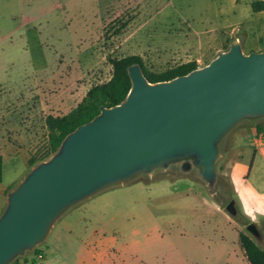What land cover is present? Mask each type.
<instances>
[{"label": "rangeland", "instance_id": "1", "mask_svg": "<svg viewBox=\"0 0 264 264\" xmlns=\"http://www.w3.org/2000/svg\"><path fill=\"white\" fill-rule=\"evenodd\" d=\"M54 1L0 0V152L10 151V143L24 151L5 165V181L13 179L5 198L32 168L26 154L36 157L47 147V115L70 112L93 85L108 81L109 59L140 56L149 72L159 73L192 60L202 67L235 39L245 54L264 48V11L250 8L260 0H58V7ZM114 20L119 32L106 35ZM41 93L46 109L39 112ZM26 98L24 112L33 107L38 113L30 123L21 117L28 127L20 140L11 114ZM260 122L239 123L219 144L215 194L195 171H159L74 206L34 248L37 253L26 252L11 264H98L85 253L97 238L120 255L116 264L224 262L237 255L240 233L263 248L264 220L252 210L264 211V185L258 197L247 195L253 209L243 208L236 187L240 180H264L263 162L253 161L264 145L254 144L258 133L250 132ZM231 199L235 217L224 209ZM249 223L259 238L246 231Z\"/></svg>", "mask_w": 264, "mask_h": 264}, {"label": "water", "instance_id": "2", "mask_svg": "<svg viewBox=\"0 0 264 264\" xmlns=\"http://www.w3.org/2000/svg\"><path fill=\"white\" fill-rule=\"evenodd\" d=\"M125 98L77 126L45 161L6 194L0 213V264L42 244L71 208L108 189L171 167L196 176L215 194L219 144L243 121L264 118V49L244 53L230 42L208 64L151 83L139 64L127 68ZM237 215L235 200L224 207ZM246 231L259 238L254 223Z\"/></svg>", "mask_w": 264, "mask_h": 264}, {"label": "trees", "instance_id": "3", "mask_svg": "<svg viewBox=\"0 0 264 264\" xmlns=\"http://www.w3.org/2000/svg\"><path fill=\"white\" fill-rule=\"evenodd\" d=\"M250 8L253 12L264 11V0L252 2ZM116 22L117 20H114L112 24L106 26L104 30L106 35H108L107 33L109 31H113V35L119 32V30H116L117 28L115 29L113 27ZM122 27L123 25H121ZM109 62L112 66V73L108 81L93 85L77 106L67 114L56 117L49 115L45 118L47 147L38 156L29 157L27 161L29 167H33L39 162L47 160L57 150L61 141L68 133L98 115L102 106L111 107L125 98L131 85L127 74L128 66L139 64L143 74L151 83L171 80L174 77L185 75L198 67L197 63L192 60L166 69L163 72L153 73L146 69L140 56L133 55L123 58H111ZM263 130L264 128H256L257 133H261ZM238 241L249 264H264V247H259L250 236L244 233L238 235ZM33 252L37 253V250L34 249ZM38 255H41V253Z\"/></svg>", "mask_w": 264, "mask_h": 264}, {"label": "crops", "instance_id": "4", "mask_svg": "<svg viewBox=\"0 0 264 264\" xmlns=\"http://www.w3.org/2000/svg\"><path fill=\"white\" fill-rule=\"evenodd\" d=\"M53 5L58 7L61 4L58 2V0H55ZM21 19H22V21H24L25 17L21 16ZM250 51H261V50L252 49ZM41 94H42L43 97L40 98L41 97L40 96L38 98V100L36 101L37 104H38V107H39V110H38L39 112L40 111H44L46 109L45 108L46 105H45V102H44V100H45L44 94L45 93H41ZM30 99L31 98L23 99L19 103V106L16 107V109H14L12 111V114H11V119H12L11 121H12L13 126H14V133L13 134L15 135V137L19 138L20 140H24V137L27 134L26 133V129L28 127L27 123L28 122L30 123L32 118L36 117V113H38V112H36L37 110L35 108H33V107H31V110L29 108H27L28 111L24 112L25 108H23V107L29 105ZM41 100H43V103H44L43 106H42ZM21 114H23L24 116H21ZM58 116H63V115H58ZM21 117H24L23 120L27 121L26 124H21L22 123L21 122ZM54 117H56V115ZM258 127L264 128V118L261 119V122L257 126H253L250 129V132L254 133V130H256V128H258ZM45 133H46L45 138H47L46 126H45ZM34 134L35 133L32 132L33 136H34ZM45 141H47V139ZM9 145H10V147H12V149L10 151H8L7 153H1L0 152V159H1L0 213H1L2 207L4 206V203H5L4 191L7 190V188L11 185L12 180H13L12 178H9L8 181H5V165L7 163L8 166H11V162L10 161H14V160H11V159L13 157L17 156L20 152H24L23 150H20L19 148L14 149L12 143H10ZM0 150H2V149L0 148ZM25 158H26V165H27V161L29 159V157H27V154H26ZM258 158L264 164V146H263L262 150H259V151L255 152L254 159H253L254 163H255L256 160H258ZM242 166L244 167V165H242ZM174 178H177V177H174ZM146 179H151V178H146ZM136 181H138V180H136ZM136 181H134V182H136ZM263 182H264V180H260V178H259L257 180L252 181V182H251V180H240V182L237 183V186H236L237 187V192H238L239 198L241 199V201L243 203V208L244 209H246V208L253 209V207H251V205L247 204V202H246L247 195L249 194V195H253V197L254 196L258 197L259 195H258L257 192L259 191V189H262V186L264 185ZM131 183H133V182H131ZM128 184H130V183H128ZM125 185H127V184H125ZM122 186H124V185H122ZM118 187H121V186H118ZM252 211L259 213L260 214L259 217L262 220H264V211H260V209H255V208ZM244 213H246V211ZM259 235H260V233H259ZM93 242H94V240H93ZM85 253L89 257H91L94 261L96 260L98 262V264H114L115 263L114 260L118 259V257L120 256L117 253H112L111 252L110 243L105 238H97L95 240V242H94V245H91V247L89 246L87 249H85ZM236 253H237V255L235 256V258H228L224 262H222L220 259H216V260H213V262L211 264H249L247 259L244 256L243 250L239 247V244H238V250L235 251V254ZM84 264H86V263H84ZM119 264H120V262H119Z\"/></svg>", "mask_w": 264, "mask_h": 264}, {"label": "built area", "instance_id": "5", "mask_svg": "<svg viewBox=\"0 0 264 264\" xmlns=\"http://www.w3.org/2000/svg\"><path fill=\"white\" fill-rule=\"evenodd\" d=\"M254 144L256 145H264V132L258 133L256 138L254 139ZM41 258V255H38Z\"/></svg>", "mask_w": 264, "mask_h": 264}]
</instances>
